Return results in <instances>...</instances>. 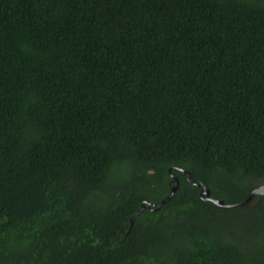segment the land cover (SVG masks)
<instances>
[{
	"label": "trees",
	"instance_id": "obj_1",
	"mask_svg": "<svg viewBox=\"0 0 264 264\" xmlns=\"http://www.w3.org/2000/svg\"><path fill=\"white\" fill-rule=\"evenodd\" d=\"M179 168L264 183V0H0V264H264Z\"/></svg>",
	"mask_w": 264,
	"mask_h": 264
},
{
	"label": "water",
	"instance_id": "obj_2",
	"mask_svg": "<svg viewBox=\"0 0 264 264\" xmlns=\"http://www.w3.org/2000/svg\"><path fill=\"white\" fill-rule=\"evenodd\" d=\"M179 171H181L184 174H188V180L191 184H193L196 187H201L200 195L204 200L211 201L214 204H216L217 206L222 207V208H236V207L245 205L247 203H252L256 196H264V183H263V184H259L255 189H253L251 191V193L247 196V198L244 199L243 201L236 203V204H225V202L223 200L215 199V198L211 197V189L206 184L193 182L191 180V176H190L189 172L186 169L179 168ZM170 173H171L172 180L175 181V184L170 186L171 187L170 193L160 203H158V205L154 204L153 202H151L149 200L144 201L141 204L140 209H138L134 213L133 217L142 213L145 209H149L150 211H158L163 204H165L169 199H171L173 194L178 190L179 185H180V181H179L177 176L172 174L171 170H170ZM133 217H131V220H130V227H132V225H133V220H132ZM130 229L128 230V232L130 231Z\"/></svg>",
	"mask_w": 264,
	"mask_h": 264
},
{
	"label": "rangeland",
	"instance_id": "obj_3",
	"mask_svg": "<svg viewBox=\"0 0 264 264\" xmlns=\"http://www.w3.org/2000/svg\"><path fill=\"white\" fill-rule=\"evenodd\" d=\"M258 184H260V183H258ZM262 184V183H261Z\"/></svg>",
	"mask_w": 264,
	"mask_h": 264
}]
</instances>
